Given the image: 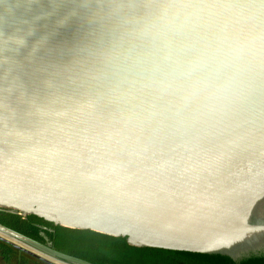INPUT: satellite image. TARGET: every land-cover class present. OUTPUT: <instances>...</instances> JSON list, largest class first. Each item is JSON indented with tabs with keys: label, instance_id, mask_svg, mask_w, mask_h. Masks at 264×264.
Here are the masks:
<instances>
[{
	"label": "water",
	"instance_id": "95a60500",
	"mask_svg": "<svg viewBox=\"0 0 264 264\" xmlns=\"http://www.w3.org/2000/svg\"><path fill=\"white\" fill-rule=\"evenodd\" d=\"M162 2L0 0V209L135 247L260 257L264 72L151 81L142 30ZM208 2L228 6L199 24L213 47L264 30V0ZM0 233L45 264H88Z\"/></svg>",
	"mask_w": 264,
	"mask_h": 264
},
{
	"label": "clouds",
	"instance_id": "9594fccd",
	"mask_svg": "<svg viewBox=\"0 0 264 264\" xmlns=\"http://www.w3.org/2000/svg\"><path fill=\"white\" fill-rule=\"evenodd\" d=\"M227 7L208 0L160 3L154 18L142 30L155 46L143 69L148 78L165 86L195 89L205 74L221 69L226 71L228 82L237 86L251 74L264 72V30L223 37L216 47L198 31L200 22L223 16Z\"/></svg>",
	"mask_w": 264,
	"mask_h": 264
},
{
	"label": "trees",
	"instance_id": "16d2710c",
	"mask_svg": "<svg viewBox=\"0 0 264 264\" xmlns=\"http://www.w3.org/2000/svg\"><path fill=\"white\" fill-rule=\"evenodd\" d=\"M0 224L58 253L88 264H264V256L236 263L222 255L135 247L122 237L55 226L36 216L24 218L6 209H0ZM0 261L3 264H45L1 240Z\"/></svg>",
	"mask_w": 264,
	"mask_h": 264
},
{
	"label": "rangeland",
	"instance_id": "374dc122",
	"mask_svg": "<svg viewBox=\"0 0 264 264\" xmlns=\"http://www.w3.org/2000/svg\"><path fill=\"white\" fill-rule=\"evenodd\" d=\"M18 245H20V244H18ZM44 257L46 259H48L49 261L56 263V264H73L71 262H62V261H60V259H56L55 257H47V256H44ZM0 264H3L2 261H0Z\"/></svg>",
	"mask_w": 264,
	"mask_h": 264
},
{
	"label": "bare ground",
	"instance_id": "6f19581e",
	"mask_svg": "<svg viewBox=\"0 0 264 264\" xmlns=\"http://www.w3.org/2000/svg\"><path fill=\"white\" fill-rule=\"evenodd\" d=\"M0 235H2L3 237L7 238L4 234L0 233Z\"/></svg>",
	"mask_w": 264,
	"mask_h": 264
},
{
	"label": "flooded vegetation",
	"instance_id": "af4514ba",
	"mask_svg": "<svg viewBox=\"0 0 264 264\" xmlns=\"http://www.w3.org/2000/svg\"><path fill=\"white\" fill-rule=\"evenodd\" d=\"M261 256H264V253H263V254H261Z\"/></svg>",
	"mask_w": 264,
	"mask_h": 264
}]
</instances>
